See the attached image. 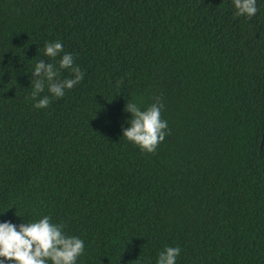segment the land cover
<instances>
[{
    "label": "trees",
    "instance_id": "1",
    "mask_svg": "<svg viewBox=\"0 0 264 264\" xmlns=\"http://www.w3.org/2000/svg\"><path fill=\"white\" fill-rule=\"evenodd\" d=\"M0 0V222L49 216L76 264H264V0ZM61 42L56 58L44 45ZM84 73L34 107L33 69ZM69 69L59 79L72 78ZM118 81H122L118 85ZM160 97L155 153L123 136ZM2 259V258H0ZM51 264V261H49Z\"/></svg>",
    "mask_w": 264,
    "mask_h": 264
},
{
    "label": "clouds",
    "instance_id": "2",
    "mask_svg": "<svg viewBox=\"0 0 264 264\" xmlns=\"http://www.w3.org/2000/svg\"><path fill=\"white\" fill-rule=\"evenodd\" d=\"M236 16L253 17L258 12L257 0H233ZM44 56L56 58L63 52L61 42H49L44 45ZM63 69L71 70L72 78L60 80ZM31 81L32 99L36 100L34 107L47 108L51 99L45 95L37 99L45 87L55 98L65 95L66 89H72L84 78L83 71L74 66L71 53H64L58 67L53 63L39 60L33 69ZM118 85L122 81L117 82ZM164 105L160 97L146 110L135 102L125 105V111L131 113L130 127L123 129V136L138 145L142 151L155 153L159 144L168 134V122L161 117ZM64 225L52 223L49 216H44L33 223L16 225L10 221L0 222V264H76L84 253V241L76 236H68L63 231ZM180 247H167L159 254L156 264H176Z\"/></svg>",
    "mask_w": 264,
    "mask_h": 264
},
{
    "label": "water",
    "instance_id": "3",
    "mask_svg": "<svg viewBox=\"0 0 264 264\" xmlns=\"http://www.w3.org/2000/svg\"><path fill=\"white\" fill-rule=\"evenodd\" d=\"M263 79H264V73H263Z\"/></svg>",
    "mask_w": 264,
    "mask_h": 264
}]
</instances>
